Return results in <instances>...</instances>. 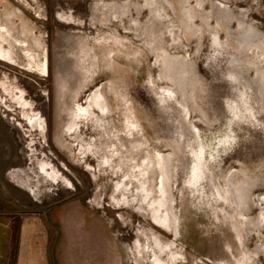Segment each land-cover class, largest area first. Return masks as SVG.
<instances>
[{
	"label": "rangeland",
	"instance_id": "rangeland-1",
	"mask_svg": "<svg viewBox=\"0 0 264 264\" xmlns=\"http://www.w3.org/2000/svg\"><path fill=\"white\" fill-rule=\"evenodd\" d=\"M0 27L12 37V45L0 40L2 264H264V0H0ZM43 48L46 76L25 59L34 54L44 69ZM73 55L72 92L83 107L106 93L109 130L70 116L61 130L59 76ZM231 69L252 104L223 134L228 106L239 101ZM25 115L45 123L46 134ZM189 128L203 150L196 135L190 147ZM133 147L168 158L153 181L168 193L170 230L133 194L126 206L111 204L116 184L133 192L141 182L138 167L125 180L130 165H146ZM48 159L67 165L73 191ZM40 165L52 166L58 182Z\"/></svg>",
	"mask_w": 264,
	"mask_h": 264
},
{
	"label": "bare ground",
	"instance_id": "bare-ground-1",
	"mask_svg": "<svg viewBox=\"0 0 264 264\" xmlns=\"http://www.w3.org/2000/svg\"><path fill=\"white\" fill-rule=\"evenodd\" d=\"M225 6V5H224ZM219 8L221 9V8H223L222 6H219ZM0 40L1 41H3V42H5V44H8V45H12L11 44V40H12V37H11V35H10V32L6 29V28H2V27H0ZM63 41V40H62ZM63 43V42H62ZM67 43V42H66ZM223 46V45H222ZM14 48V47H13ZM65 48V47H64ZM223 48V47H222ZM0 49H1V46H0ZM68 49V48H67ZM87 49V48H86ZM85 49V50H86ZM245 49L246 48H244V49H242L241 50V52H240V54H242L243 52L245 53V54H252L251 53V51H245ZM81 52H83V50H81ZM68 53V52H67ZM74 53V52H73ZM75 54V53H74ZM68 55H70L69 53H68ZM67 56V55H66ZM76 56V55H75ZM77 56H78V54H77ZM259 58H264V55L262 54V53H260V55H257ZM34 57H35V55L34 54H31V55H25V59H26V63H27V65H28V67H29V70H32L33 69V67H39V72H40V74L42 73V74H44V70L42 69V67H43V65L41 64V63H39V62H36V61H34ZM70 58V57H69ZM73 58H74V55H73ZM243 59V58H242ZM0 60L1 61H6V59L3 57V56H1V54H0ZM264 60V59H263ZM75 61H76V59L74 58L71 62L69 61V60H66L65 59V61H64V63H63V68H62V74L59 76V83H58V86H59V94H60V98L59 99H61V103H60V113H61V115H60V120H61V123H63L62 124V126H61V130H62V132H65V129H66V125H67V123H66V120H67V118L70 116L72 119H74V118H77L78 120L79 119H83V120H87V121H91V122H93L96 126H98L99 128H102V129H108L109 130V125H108V123H107V121L105 120V115H107V114H109V108H108V106H107V95H106V93L103 95V94H101V95H96V94H93L92 95V98H91V100L89 101V103L87 104V106H85V107H83L81 104H79V102H78V96L80 95V92H79V90L76 88V90L74 91V93L72 92V88L75 86L74 85V82H72L71 80H70V78H69V76L72 74L73 75V67L75 68ZM61 63V62H60ZM42 66V67H41ZM87 67V66H86ZM236 71V70H235ZM235 71H232V69H231V71H230V75H234V76H236V77H232V80H233V83H234V92L237 94V95H239V101H237L236 103H234V104H229V106H228V113L231 115V117H229V118H227V120H226V124L228 125L229 124V122H231V127H225L224 126V128H223V134L225 133V132H227L228 130H230V129H232V130H234V124H235V122L236 121H240V119L242 118V117H244L245 115H246V113H248V110L251 108L250 106H251V100H250V90H248L247 88H246V86H243L242 85V83L240 82V80H239V78H238V74L236 75V73L234 74V72ZM76 73V72H75ZM75 76H76V74H75ZM75 76H73V77H75ZM78 77V76H77ZM80 78V77H79ZM232 83V84H233ZM77 84V83H76ZM74 85V86H73ZM0 86H2V84L0 83ZM86 86V85H85ZM84 87V86H83ZM248 87H249V85H248ZM111 89H112V92H113V94L115 95V97H117V96H119V91L116 89V87H115V85L114 86H111ZM70 92H72L73 94H71V96H70ZM19 99V98H18ZM19 104H20V108H22V109H26L27 108V110L29 109L30 110V108H29V105L24 101V99L22 98V96H21V99H20V101L18 102ZM239 104L241 105L240 107H239ZM101 109V117L99 116V115H97V113L95 112V109ZM233 114L235 115V116H233ZM32 115V114H31ZM233 116V117H232ZM228 119H230V120H228ZM76 120V119H75ZM77 120V121H78ZM25 122H26V124H29V125H35V126H37V127H39L40 128V131L41 132H44V126L42 125V123H40L39 122V119H38V117L36 116V115H33V116H29V115H25V120H24ZM79 121H81V120H79ZM78 123V122H77ZM65 127V128H64ZM187 127V126H186ZM210 127V126H209ZM187 131H188V129H187ZM190 132H193L192 133V135H191V133ZM234 132H235V130H234ZM60 134V133H59ZM63 135V134H62ZM187 135H188V138H189V140H190V147L192 146V145H194L193 144V142H192V138H193V136L194 135H196L197 137H198V139H199V141H200V144L198 145V146H196V150H203L202 148H203V146H202V143H201V138H200V136L197 134V133H195L193 130H191L190 128H189V131L187 132ZM61 140V139H60ZM78 140V139H77ZM81 140V139H80ZM62 146V145H61ZM94 146V145H93ZM119 147H122V148H124V149H126V152H129V149L127 150V148H125V146H124V144H122V143H119V145H118ZM63 147V146H62ZM61 147V148H62ZM83 147V146H82ZM180 147V146H179ZM144 148H146L147 150H149V148L148 147H144ZM181 148V147H180ZM62 150V149H61ZM64 150V149H63ZM134 152H136L137 154L139 153V154H141L142 155V157H144L145 155L144 154H142L144 151H143V149L142 148H139V150L137 149V147H133V149H132ZM99 152V151H98ZM181 152H182V150H181ZM77 154V153H76ZM75 154V155H76ZM184 154V153H183ZM72 156H73V154H72ZM123 158H125L127 161H129V162H132L133 161V158L132 157H129V156H124ZM123 158H121V159H123ZM157 162H156V164H152L150 161L149 162H146V165H144V166H140L139 164H136V165H134V166H131L130 165V170H129V172H128V174H127V177H125V180L129 183V181H132L133 179H134V177L136 176L135 175V173L133 172V170L136 168V167H138V168H140L139 170H142V169H144V168H146V169H150V168H154V169H160L161 168V166H160V162L162 163V162H165V161H163L162 160V158H161V161H160V159L158 160H156ZM167 161V160H166ZM82 163V162H81ZM109 163V160L107 159V158H104L103 159V161H102V163L101 164H103V165H105V164H108ZM185 170H186V168H185ZM188 171V170H187ZM186 171V172H187ZM189 172V171H188ZM42 173L45 175V176H49V174L47 173V171H45L44 172V170H42ZM10 175V174H9ZM139 176V175H138ZM186 177V179L188 178V181H191L192 182V178L194 177L193 175H191V173L189 172V174L187 175V176H185ZM183 178V177H182ZM57 181V180H56ZM126 186L127 185H125V186H123L121 183L119 184H116V186H115V189H114V192H113V194H114V197L116 198V194H118V192H121L122 194H121V199L119 200L118 199V201L114 198H112V196H111V198H110V200H111V204H113V205H115V206H126L125 204H127L128 205V203L130 202L129 201V199H128V194H133V199H132V201L133 202H139V205H141V204H143V202L142 201H144V202H146V204L147 205H149V206H152L153 205V202H151V200L153 199V195H149V194H143V193H138L137 191H131V189H130V187H131V185L129 186L128 185V188H129V190L126 188ZM139 188V187H138ZM128 190V192H126ZM132 192V193H131ZM179 192H180V190H179ZM223 196H224V198H225V195L223 194ZM167 196H166V194H162V198H161V202H162V200H164L165 198H166ZM142 198H144V199H142ZM237 198V197H236ZM113 200V201H112ZM227 200V199H226ZM257 200L260 202V204L262 205V208H261V213L262 212H264V195H259L258 197H257ZM238 201V200H237ZM132 202V203H133ZM120 203H123V204H120ZM163 203H165V202H163ZM223 203H225V201L223 200V202H222V204ZM239 203V202H238ZM229 204V203H228ZM236 204V203H235ZM224 205V204H223ZM230 205V204H229ZM259 205V204H258ZM159 212H163V210H159ZM80 214V213H79ZM78 215V214H77ZM79 217V216H78ZM167 216H166V214H162L161 215V218L162 219H165ZM81 219V218H80ZM76 220V219H75ZM78 220H79V218H78ZM84 220V219H83ZM66 223V228L67 227H70L69 225L67 226V221H65ZM76 222V221H75ZM79 222V221H78ZM77 222V223H78ZM171 222V221H170ZM72 223V222H71ZM77 223H75V224H77ZM72 225V224H71ZM66 228H65V230H66ZM71 228V227H70ZM81 228V227H80ZM72 229V228H71ZM72 232V231H71ZM83 234V233H82ZM67 235V234H66ZM84 235V234H83ZM103 235L104 236H107L108 234H104L103 233ZM81 238V237H80ZM82 239V238H81ZM103 239V238H102ZM108 239V238H107ZM68 242V241H67ZM78 242V241H77ZM73 243V242H72ZM74 245V244H73ZM69 246V245H68ZM85 247V246H84ZM112 247V246H111ZM82 250V249H81ZM93 250V249H92ZM118 251V250H117ZM121 252H123V251H121ZM92 253H94L93 251H92ZM120 253V252H119ZM123 254V253H122ZM120 255V254H119ZM68 256V255H67ZM93 256V255H92ZM95 256V255H94ZM76 257V256H75ZM174 258H176V261L175 260H173ZM86 259H87V257H86ZM90 259V258H89ZM94 259V258H93ZM97 259V258H96ZM114 259V258H113ZM124 259V258H123ZM99 260V259H98ZM115 260V259H114ZM97 261V260H96ZM121 261V260H120ZM125 261V260H124ZM170 261L172 262V263H177L179 260H178V257L177 256H175V254H174V249H173V253L171 252L170 253ZM123 262V261H122ZM94 263H96V262H94ZM124 264V263H123Z\"/></svg>",
	"mask_w": 264,
	"mask_h": 264
},
{
	"label": "flooded vegetation",
	"instance_id": "flooded-vegetation-1",
	"mask_svg": "<svg viewBox=\"0 0 264 264\" xmlns=\"http://www.w3.org/2000/svg\"><path fill=\"white\" fill-rule=\"evenodd\" d=\"M42 53L45 55L43 60L46 63L45 66H44V69H43L44 70L43 76H46L47 73H48V53H47V50L44 49V48H43ZM22 96L24 97L23 94H22ZM24 101H26V100H24ZM43 126H44V133L46 134V125H45V123L43 124ZM45 134L43 135V137H45ZM148 148H149V150H147L146 148H142L143 151H144L142 154L145 155L144 156V161H146V162L150 161L154 165V164H156V162H157L156 160L157 159L158 160L160 159V161H161V158H162L163 161L168 160L167 157L159 156L156 152H154L153 148H150V147H148ZM137 149L139 150L138 147H137ZM44 158L45 159L47 158L46 155H44V157H42L41 159H44ZM48 160H49V162H51L56 167L55 169L58 170L61 173V175L66 177L71 182L72 188L71 189L70 188L69 189L66 188V189L73 191L74 190V184L72 183V181L65 174L66 172H69V170L67 168V165L65 163H63V162L54 164L53 160H51V159H48ZM28 161H29V163H33V166L29 167V172L32 175L31 186L34 187V184H36V181H37L36 180V175L34 173V171L36 169V166H35L36 165V159L34 157H31V155H30V158H28ZM51 167L52 166H50V165H45V166L40 165L41 170H44V172L47 171V173L49 174V176H47L49 178V180H51L53 183H57L58 180H59V177H58L59 174H57V172L52 170ZM157 171H158V169H154V168H150V169L144 168L142 170H139L138 171L139 172L138 175L141 177V182L138 184L139 188L136 191L138 193H143V194L146 193V194H149V195H153V199L151 200V202H153L152 206L147 205L146 202H144V201H142L143 204H141V206H144L145 210L148 211L151 214L154 222H156L158 225H160L164 229L170 230L169 224H170V221H171V209H172V207H171V204H170V202L168 200V193L164 189L165 185L163 184L164 186H162V188L160 187V188H157V189H156V187L154 185L153 177L155 175H157L156 174ZM11 172L20 173L22 175V172H20V170H12ZM55 185H58V184H55ZM37 187L40 188V189L43 188V190L45 188V186L42 183H39V185H37ZM126 188L129 190L128 186H126ZM128 190L126 192H128ZM156 194H159V196L157 197ZM162 194H166L167 197L164 200H162V202H161ZM112 198H113V196H112ZM142 199H144V198H142ZM163 202H165V203H163ZM120 204H123V203H120ZM125 205H127V204H125ZM159 210H163V212H159ZM162 214H166L167 217L165 219H162L161 218ZM247 223H248V220H245V224H247ZM152 238H153V240L156 243L159 242V238H157L156 235H153ZM160 264H161V262H160Z\"/></svg>",
	"mask_w": 264,
	"mask_h": 264
},
{
	"label": "crops",
	"instance_id": "crops-1",
	"mask_svg": "<svg viewBox=\"0 0 264 264\" xmlns=\"http://www.w3.org/2000/svg\"><path fill=\"white\" fill-rule=\"evenodd\" d=\"M1 227H5V229H7V225H3L2 223H0ZM8 241V239H6V237L3 235V231L2 229L0 230V264H2V259H3V253H4V249H3V245L4 243Z\"/></svg>",
	"mask_w": 264,
	"mask_h": 264
}]
</instances>
